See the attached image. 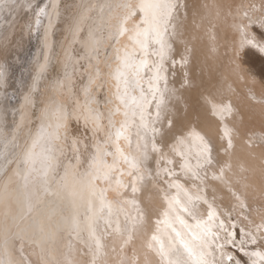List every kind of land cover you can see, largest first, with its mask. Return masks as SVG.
<instances>
[{
	"label": "snow or ice",
	"instance_id": "6c2138e0",
	"mask_svg": "<svg viewBox=\"0 0 264 264\" xmlns=\"http://www.w3.org/2000/svg\"><path fill=\"white\" fill-rule=\"evenodd\" d=\"M233 5L236 35L230 54L226 53L228 69L248 87L251 98L255 99L257 88L264 97V71L257 73L247 62L249 53L264 57V0H232L229 15ZM97 7L101 23L89 29L85 55L73 66V75L80 70L82 88L75 90L66 65L63 78L52 83L53 95L37 115L32 92L37 90L35 81L49 70L63 0H0V13L12 17L0 23L7 24L15 37L16 25L23 21L22 33L35 36L45 50L34 83L23 95L19 122L13 120L10 130L0 123L4 146L0 150V264H140L137 253L125 254L124 246L132 236L124 239L130 230L121 229L118 220L113 229V215L115 205L120 211L130 205L136 212L134 219L143 222L145 210L137 194L147 181H155L166 204L146 245L159 264H264V207L253 213L244 169L236 173L231 162L221 164L223 157L213 155L211 142L195 126L175 136L164 150L165 121L168 131L174 127L169 107L173 99L177 104L181 99L176 89H169V72L174 77L176 65H188L192 55L185 45L176 59L180 10L186 4L183 0L104 4L87 0L80 4L70 31L79 34ZM8 73L9 66L0 61V89L8 86ZM185 75L186 85L190 81ZM212 109L223 124L220 152L229 155L236 130L228 122L235 119V109L230 101L214 100ZM118 115L123 119L116 121ZM29 125L36 131L29 127L21 143L20 133ZM259 140L264 142V130ZM247 143L251 147L253 139ZM225 191L235 201L233 211L240 210L233 231L225 228L216 205L217 193ZM109 192L118 199L109 200ZM201 201L207 205L206 216L199 213ZM53 205L61 214L70 213L62 218L69 240L63 259H56L48 247L55 233L46 228L45 219L51 222ZM184 214L196 223H189ZM129 216L131 212H126V219ZM217 229L225 235L221 237ZM113 233L123 243L112 248L114 256L109 258L106 239Z\"/></svg>",
	"mask_w": 264,
	"mask_h": 264
},
{
	"label": "bare ground",
	"instance_id": "6f19581e",
	"mask_svg": "<svg viewBox=\"0 0 264 264\" xmlns=\"http://www.w3.org/2000/svg\"><path fill=\"white\" fill-rule=\"evenodd\" d=\"M82 2L86 3L87 0H77L73 7L70 8V13L72 14L65 13L63 20L67 22L65 23L67 32L60 35L61 41L58 42L60 50H58L56 54V61H53V52L50 53L52 60L48 72L44 74L43 78L35 81L37 90L32 92V96L38 105L35 109L37 115H39L40 109L44 107L48 98L53 95L52 83L58 78H63L66 65L67 72L72 76L73 82L76 84L75 90L80 91L82 88L80 83V70H77L73 75V66L77 63L79 57L85 55L86 49L84 41L88 39L89 29H95V27L101 23V9L97 7L94 12L90 14L94 21L90 24L89 29H86L88 24L87 21L82 26L79 34H74L70 31V27L73 26L74 20L78 19L79 6ZM107 2H109V0H92V3L95 4H104ZM111 2H116V0H111ZM236 2L238 3L239 0H236ZM183 3L186 4L187 7L186 9L181 8L180 10L181 38L177 41L178 52L176 54V59L179 61L180 55L184 53L185 45L192 49V55L190 56L188 65L184 67H181L179 64L176 65L174 77L172 73L169 72V89H176L181 99L179 104L173 99L169 107V114L174 119V127L168 131L167 121H165L167 136L165 137L163 145L164 150L166 152L168 151V144L172 142L175 136L181 135L189 128L195 126L205 135L206 139L211 142L214 149L213 155L215 156L219 153L223 157L220 161L221 164L231 162L234 165V171L236 173H241V168L244 169L242 175L245 176L249 185L247 192L248 203L251 204L253 213H255V210L264 207V142L259 140L262 130H264V97L260 95V90L257 88L255 99L251 98L248 87L242 82L236 81L235 77L231 75L228 69L229 56L226 53L230 54L231 43L236 35L232 27L235 6L233 5L231 9L233 15H229V5L232 4V0H183ZM257 3H259V0H257ZM114 14L115 11L113 12V15ZM103 15L105 20H107V9L104 10ZM58 27L60 26L58 25ZM96 34L99 37L100 33L97 32ZM106 35L105 33V36ZM213 35L215 36V40L212 39ZM57 39H59L58 35H55V43ZM8 43L9 41L7 39L2 41L0 45L2 46L0 61L3 60V57L7 53L8 49L6 46ZM39 48L40 53L35 62L36 67L34 69L35 77L39 64L44 62L43 51L45 50H42V47ZM69 57H71L70 60ZM247 62L257 73L264 71V60L259 58L256 54L249 53ZM80 63H85V61H80ZM186 73L190 83L185 85ZM51 76L52 78H50ZM84 79L86 80V77H84ZM33 83L34 80L31 81V85L25 93L31 89ZM182 85L184 86L182 87ZM229 85H231V87H229ZM3 92H5L3 88L0 89V97ZM25 93L22 94V98L18 105L19 108L17 112H15L14 120L17 123L20 120L19 112ZM105 94H108L107 88ZM67 97L68 92L65 91L63 99L66 100ZM213 100L217 103L220 101L225 103L230 101L235 109V119L232 120L229 118L228 122L229 126L234 125L236 130L233 139L234 147L230 150L229 155H224L220 152L222 143L220 135L223 124L221 118L213 114ZM28 111L30 112L31 109ZM122 119L123 117L119 115L115 117L116 121ZM36 124L38 126V122H36ZM71 126H76L75 119L72 120ZM12 127H14V125H12L11 128ZM29 127H32V131L35 133L36 127L32 125L26 126L24 132L20 133L21 143H23V136L27 133ZM249 138L253 139L251 147H249L247 143ZM8 139L10 140L11 136H9ZM3 148V144H0V150H3ZM195 151L196 149L193 148V152ZM192 163L193 165L196 163L194 158ZM211 175L212 173L209 171L210 179ZM229 175H231V173H229ZM181 182H184L183 178ZM214 183L219 184L218 181ZM155 186V181H147L144 191L137 194L138 199L141 201V207L145 210L143 222H138L134 219V217H136V212L130 205L126 206V211H120L118 205L114 206L113 229H115L118 220L121 229L127 228L130 230V233H124V239H128L129 234L132 236L129 243L124 246L125 254L128 257H132L134 252L137 253L140 264H159V258L150 253L146 247L148 240H150L152 234L157 229L156 221L158 218H162V213L166 207L162 199V194L158 191V186L156 188ZM187 186L191 188V183L189 182ZM241 191H243V188H241ZM173 193H175L174 189ZM108 199L115 200L118 199V197H116L115 193L109 192ZM208 199H212L211 195H209ZM216 205L220 209V216L225 222V228L230 231V229H232V224L226 220V215L224 216V214L233 212L232 214L235 215L234 218L237 221V214H240L239 208L233 211L235 201L226 191L217 193ZM197 207L199 213H203L206 216L208 210L207 205L201 201L198 203ZM52 208L55 214L51 222H49L47 218L45 219L46 228L55 233L48 247L56 259H63V255L67 252L69 240L62 218L69 216L70 213L65 210L63 214H61L59 207L56 205H53ZM126 212H131V216L127 219ZM173 215H175V213ZM184 215L189 223L193 225L196 223L191 217H188L186 214ZM58 224L61 226L60 230H57ZM177 226L179 227V225ZM160 227L163 228V225H160ZM222 231L220 232L221 237L225 234L224 230ZM110 232H112V230H110ZM106 243L109 258H113L114 254L112 253V248H119L123 241L118 234L113 233L106 239ZM30 251L31 249H29V252ZM217 255L219 254L217 253ZM34 258L35 257H33V259Z\"/></svg>",
	"mask_w": 264,
	"mask_h": 264
},
{
	"label": "rangeland",
	"instance_id": "374dc122",
	"mask_svg": "<svg viewBox=\"0 0 264 264\" xmlns=\"http://www.w3.org/2000/svg\"><path fill=\"white\" fill-rule=\"evenodd\" d=\"M77 0H63V16L56 34L58 38L56 43L54 44V60L56 61V54L60 47L58 46V42L61 41L60 35L67 32V28L65 27L66 20L64 19V15L72 14L71 7H73L74 3ZM68 12V13H67ZM78 17V16H77ZM12 17L7 13L3 12L0 13V20H11ZM94 20H88V24L86 29L90 28V24ZM22 25L23 21H20L16 25V35L15 37L12 36V29L7 27V24L0 23V45L2 41L7 40L9 41L7 47V53L3 57L4 62L7 63L9 66V80L8 86L3 88V92L0 97V123H2L6 128L10 130L11 126L13 125V120L15 118V114L13 110H18L19 101L22 98V94L30 87L31 81L34 80V69L36 67L35 62L39 57L41 44L40 40H38L35 36L29 37L27 32L22 33ZM85 29V30H86ZM83 33V31H82ZM81 33V34H82ZM32 39V40H31ZM32 42H31V41ZM30 41V42H29ZM38 45V47H37ZM76 46V44H75ZM29 49V50H28ZM84 51V50H83ZM255 54V53H254ZM259 58L264 60V57L256 54ZM52 78V76L50 77ZM26 87V88H25ZM157 185L155 186V188ZM229 213H231V217H229ZM228 214H224L226 220L230 222V224L236 222L233 215V212H229ZM239 214H237L238 216ZM219 223V221H218ZM234 229H230L232 231ZM217 231L221 232L222 230ZM223 232V231H222ZM225 235V234H224ZM130 252V251H129Z\"/></svg>",
	"mask_w": 264,
	"mask_h": 264
}]
</instances>
